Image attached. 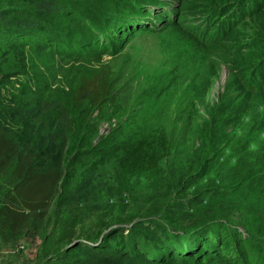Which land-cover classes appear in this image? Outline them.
Instances as JSON below:
<instances>
[{
  "label": "trees",
  "instance_id": "trees-1",
  "mask_svg": "<svg viewBox=\"0 0 264 264\" xmlns=\"http://www.w3.org/2000/svg\"><path fill=\"white\" fill-rule=\"evenodd\" d=\"M5 1L0 0V85L23 75L14 103H28L37 125L56 126L64 142L48 155L36 134L19 131L27 127L25 116L0 119L1 240L38 235L35 264H264V0L181 2L186 16L202 18L200 29L191 30L209 44L223 42L224 31L238 20L248 18L253 31L246 45L252 62L240 66L239 87L226 85L187 151L177 149L165 131L136 126L121 113L109 114L107 133L90 130L103 109L115 104L102 56L116 44L112 34L121 24L98 29L94 11L65 2L84 31L59 38L45 26L65 9L58 10L55 0H36L37 9L6 7ZM109 1L122 22L130 14L129 25L141 23L134 17L142 13V2L160 4ZM12 9L20 13L6 14ZM13 47L30 49L33 56L8 75L3 66ZM180 136L176 142L182 143L185 133ZM222 144L234 150L235 164L210 178L208 152ZM110 161L115 172L106 184L123 197L97 204L87 193L97 169ZM77 165L83 166L79 174Z\"/></svg>",
  "mask_w": 264,
  "mask_h": 264
},
{
  "label": "rangeland",
  "instance_id": "rangeland-1",
  "mask_svg": "<svg viewBox=\"0 0 264 264\" xmlns=\"http://www.w3.org/2000/svg\"><path fill=\"white\" fill-rule=\"evenodd\" d=\"M35 1L6 0L5 5L37 9ZM159 1L160 4L156 6L142 2L139 6L142 13L134 17L141 19V23L129 25L130 14L128 19L122 22L118 18L120 14H117V8L115 9V5L109 0H55L58 10L63 7L65 9L60 15L46 21L45 26L53 36L59 38L69 33H82L84 26L81 22H75V18H72L67 10V4L73 2L86 10L94 11L92 13L97 17L95 20L99 22L96 27L98 29L104 23L111 26L117 22L121 24L117 34H112V40H117L116 44L112 43L110 53L102 56V61L108 66L111 74L115 104L110 103L103 109V114L95 119L90 130L96 129L99 134L107 133L110 128L109 114L121 113L128 116V120L133 121L136 126L146 125L165 131L175 140L173 145L177 149L187 151L192 149L195 143L193 132L197 126L210 121L209 111L220 103L219 96L226 85L231 83V88L235 91L239 87L236 78L240 77V66L252 62H249L252 55L246 45L253 31L248 18L238 20L232 31L231 27L224 31L221 36L223 42L209 44L204 35L195 30L200 29L199 21L202 18L186 16V10L181 7L183 0ZM65 2L68 3L64 5ZM2 5L4 4L1 3L0 7ZM145 8L149 12H146ZM19 13L20 10L16 9L6 12L10 16ZM14 20L16 21L15 18ZM172 22L178 24L172 25ZM193 26L197 27L191 30ZM211 26L207 25L208 28ZM47 30L45 32L49 33ZM215 30L217 28L213 32ZM90 32L97 36L99 41L108 42L107 38L98 32ZM243 53L245 56H242ZM31 56L33 53L30 49L22 52L13 47L8 61L3 66L4 73L10 75L14 71L18 72L22 58L26 60ZM7 77L4 75V79ZM24 80L23 75H16L9 78L8 84L0 85V119L4 121L16 116L21 120L25 116L27 127L19 128V131L36 134L37 146L51 155L56 148L62 146L64 134L59 132L56 126L37 125V114L28 103H14V96L19 93L21 87L18 82ZM23 98L25 100V97ZM181 132L185 133V138L179 143L176 141ZM208 153L210 178L215 175L216 170L223 167L227 169L226 164H235L234 150L227 148L226 144L215 150L210 149ZM82 168L83 166L79 168L77 165L76 172L79 174ZM114 172L115 164L112 161L97 169L95 185L87 193L88 200L92 199L102 205L107 201L111 203L121 200V191L106 184ZM39 246L40 238L30 232L20 234L12 242H4L0 238V264H35ZM211 264L227 263L215 261Z\"/></svg>",
  "mask_w": 264,
  "mask_h": 264
}]
</instances>
